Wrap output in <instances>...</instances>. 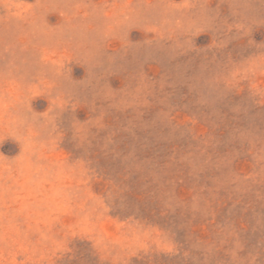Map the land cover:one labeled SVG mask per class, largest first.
Here are the masks:
<instances>
[{"label":"rangeland","instance_id":"1","mask_svg":"<svg viewBox=\"0 0 264 264\" xmlns=\"http://www.w3.org/2000/svg\"><path fill=\"white\" fill-rule=\"evenodd\" d=\"M0 264H264V0H0Z\"/></svg>","mask_w":264,"mask_h":264}]
</instances>
